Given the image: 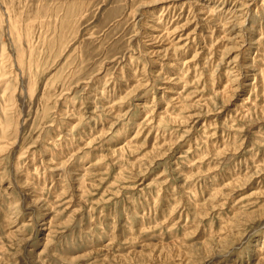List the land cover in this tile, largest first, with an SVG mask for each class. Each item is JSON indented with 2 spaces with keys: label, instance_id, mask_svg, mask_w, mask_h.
I'll use <instances>...</instances> for the list:
<instances>
[{
  "label": "rangeland",
  "instance_id": "rangeland-1",
  "mask_svg": "<svg viewBox=\"0 0 264 264\" xmlns=\"http://www.w3.org/2000/svg\"><path fill=\"white\" fill-rule=\"evenodd\" d=\"M0 264H264V0H0Z\"/></svg>",
  "mask_w": 264,
  "mask_h": 264
},
{
  "label": "bare ground",
  "instance_id": "bare-ground-1",
  "mask_svg": "<svg viewBox=\"0 0 264 264\" xmlns=\"http://www.w3.org/2000/svg\"><path fill=\"white\" fill-rule=\"evenodd\" d=\"M206 1H208L209 2V4L210 3H212V2H215V0H206ZM228 1V0H227ZM199 4V3H198ZM196 5V4H195ZM209 9V8H208ZM242 9V8H241ZM197 12V11H196ZM190 13V12H189ZM188 13V14H189ZM201 13V12H200ZM203 14V13H202ZM240 14V13H239ZM213 15H215V14H213ZM229 15V14H228ZM178 17V16H177ZM241 17H243V16H241ZM173 20V19H172ZM175 20V19H174ZM231 20V19H230ZM229 20V21H230ZM193 21V20H192ZM224 21V20H223ZM244 21V20H243ZM225 23V22H224ZM191 24V23H190ZM231 25V24H230ZM221 26V25H220ZM155 28V27H154ZM208 31V30H207ZM222 31V30H221ZM169 32V31H168ZM171 32V31H170ZM175 33V32H174ZM228 34V33H227ZM198 35V34H197ZM231 37H233V36H231ZM228 39V38H227ZM158 42V41H157ZM199 47V46H198ZM183 48V47H182ZM163 50H164V48H163ZM154 52V51H153ZM199 56V55H198ZM228 67V66H227ZM239 74V73H238ZM149 116V115H148Z\"/></svg>",
  "mask_w": 264,
  "mask_h": 264
}]
</instances>
